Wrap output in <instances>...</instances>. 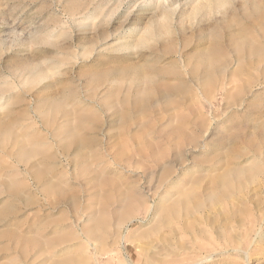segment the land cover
Instances as JSON below:
<instances>
[{"label": "rangeland", "instance_id": "1", "mask_svg": "<svg viewBox=\"0 0 264 264\" xmlns=\"http://www.w3.org/2000/svg\"><path fill=\"white\" fill-rule=\"evenodd\" d=\"M0 264H264V0H0Z\"/></svg>", "mask_w": 264, "mask_h": 264}, {"label": "bare ground", "instance_id": "2", "mask_svg": "<svg viewBox=\"0 0 264 264\" xmlns=\"http://www.w3.org/2000/svg\"><path fill=\"white\" fill-rule=\"evenodd\" d=\"M153 5V2L152 1H148V2H146L145 1V4H144V7H149V6H152ZM143 42H146V40H144ZM213 65V64H212ZM209 66V65H208ZM217 67H218V64H217ZM44 78V75H37L36 76V80H40V79H43ZM223 174H220V177L218 176L217 178H219L220 180H221V182H223L224 183V180H225V178L227 177V176H229V175H232V174H234V173H236V171L235 170H233L232 168H227L226 170H224L223 172H222ZM218 179V180H219ZM213 180V179H212ZM218 180H216L215 182H217ZM175 182V181H174ZM224 185H225V183H224ZM165 195V194H164ZM167 196V194L165 195V196H163V197H160L159 198V202L160 201H162V200H166V198L168 197H166ZM208 198H207V202L209 201L210 203H215L216 201H217V199H216V197H215V195H213V194H210L209 196H207ZM181 200H179V201H175L174 203H170V204H165V207L163 208V210H162V214L164 215V216H169L168 215V213L170 212L171 213V215H172V213H173V211H174V209L176 210L177 208H182L181 206H183L184 207V209H185V211H187L188 213H192L193 211H197L198 210V208H201L200 206L202 205V204H198V203H196L195 202V200L197 199V196L196 195H187V194H183V195H181ZM184 199H186V201L184 200ZM170 200V199H169ZM169 202V201H168ZM167 202V203H168ZM173 202V201H172ZM137 207L139 208L138 210H136V211H134V212H131V211H126L125 213H123V215H121L120 216V218L118 219V225H119V230H121L122 228H125L127 231H126V233L125 234H122L120 231V233L118 232V234H117V236L119 237V239L120 240H123V241H125V242H127L128 241V226H129V224L130 223H132L133 221H138V222H140L141 224H146V222H145V220L144 219H141L140 218V213H139V211L141 212L142 211V213L144 214V215H148V213L150 212V207H148L147 209H145V210H141V206L140 205H137ZM157 211V210H156ZM155 211V212H156ZM155 212H153V216H152V218H151V221H152V219L153 218H155L154 216H155ZM157 213V212H156ZM173 215H174V213H173ZM161 216V215H160ZM170 217V216H169ZM166 220V219H165ZM127 234V235H126ZM221 254H224V253H221ZM211 254H209V255H206V259L205 260H207V259H210L211 258Z\"/></svg>", "mask_w": 264, "mask_h": 264}]
</instances>
